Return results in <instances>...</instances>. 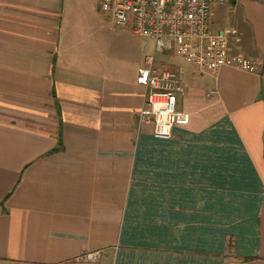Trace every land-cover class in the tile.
<instances>
[{
	"label": "crops",
	"instance_id": "1",
	"mask_svg": "<svg viewBox=\"0 0 264 264\" xmlns=\"http://www.w3.org/2000/svg\"><path fill=\"white\" fill-rule=\"evenodd\" d=\"M63 12L0 0V264H264V0L210 19L253 72L154 53L185 73L168 140L139 122L153 52L97 54Z\"/></svg>",
	"mask_w": 264,
	"mask_h": 264
},
{
	"label": "built area",
	"instance_id": "2",
	"mask_svg": "<svg viewBox=\"0 0 264 264\" xmlns=\"http://www.w3.org/2000/svg\"><path fill=\"white\" fill-rule=\"evenodd\" d=\"M229 0H97V8L117 28L129 26L136 36L153 43V53L144 58L136 82L148 90L146 108L139 122L152 124L153 137L168 140L176 127L187 126L190 115L177 108L184 93L182 69L159 70L154 53H171L203 74L222 66L249 72L256 63L229 53L226 35L210 29L212 7ZM213 92L207 97L213 96ZM98 252L85 256L95 260Z\"/></svg>",
	"mask_w": 264,
	"mask_h": 264
},
{
	"label": "rangeland",
	"instance_id": "3",
	"mask_svg": "<svg viewBox=\"0 0 264 264\" xmlns=\"http://www.w3.org/2000/svg\"><path fill=\"white\" fill-rule=\"evenodd\" d=\"M231 16L224 10L215 16V20H231ZM63 20L74 24L77 33L85 36L97 54L128 55L135 61L139 56L153 52V43L134 35L129 26L122 29L112 26L99 12L97 0H64Z\"/></svg>",
	"mask_w": 264,
	"mask_h": 264
},
{
	"label": "water",
	"instance_id": "4",
	"mask_svg": "<svg viewBox=\"0 0 264 264\" xmlns=\"http://www.w3.org/2000/svg\"><path fill=\"white\" fill-rule=\"evenodd\" d=\"M231 3H233L234 2V0H229Z\"/></svg>",
	"mask_w": 264,
	"mask_h": 264
}]
</instances>
